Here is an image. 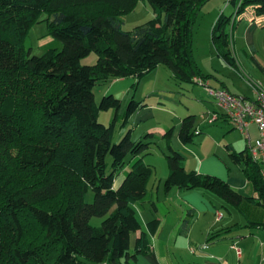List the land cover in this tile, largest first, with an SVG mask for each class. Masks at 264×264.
<instances>
[{
	"label": "trees",
	"instance_id": "1",
	"mask_svg": "<svg viewBox=\"0 0 264 264\" xmlns=\"http://www.w3.org/2000/svg\"><path fill=\"white\" fill-rule=\"evenodd\" d=\"M139 1L0 0V264H138L137 256L150 250V234L160 221L152 219L143 229L138 206L152 198L153 168L142 156L153 142L133 139L132 129L115 138L142 102L133 97L121 112V99L109 93L98 102L94 87L110 78L139 80L160 65L181 83L209 81L195 58L193 30L210 0H147L154 17L123 29L125 15ZM237 1L231 0L236 9ZM248 6L264 15V0H243L236 16ZM44 12L51 39L43 55L31 54L25 37ZM231 18L220 14L213 39L218 54L235 66ZM92 51L97 62L82 64ZM110 109V123L100 122V112ZM194 127L195 115L182 119L184 144L193 142ZM172 133L165 134L166 189L201 187L234 205L245 199L216 175L188 171L171 145ZM230 155L245 163L264 201L261 167L247 144L242 151L231 147ZM126 167L131 171L116 188ZM95 216L103 217L101 227L92 225Z\"/></svg>",
	"mask_w": 264,
	"mask_h": 264
},
{
	"label": "crops",
	"instance_id": "2",
	"mask_svg": "<svg viewBox=\"0 0 264 264\" xmlns=\"http://www.w3.org/2000/svg\"><path fill=\"white\" fill-rule=\"evenodd\" d=\"M232 5L235 7L233 3ZM236 10L232 11L229 15L232 16L230 32L232 34V45L237 63L235 66L228 65L235 70H240L245 60L251 57L252 62L256 66L257 77L264 80V60L260 55L262 47L264 48V24L260 25L252 21L254 17L259 16L254 6L247 7L238 17L236 16ZM260 16L264 19L263 14ZM165 68L167 67L160 65L143 78L136 79L137 83L140 84L147 76H152L154 83L150 90V96H158L164 100H173V96L160 89L162 86L157 83L161 76H163L162 81L165 76L175 79L170 69ZM250 69L253 71V67H250ZM237 73L243 75L240 71ZM206 75L210 74L207 72ZM191 84H196V82H192ZM221 85L219 88H226L238 96L248 99L254 98V94L242 96L243 92L238 90V88H234L231 83L226 81L222 80ZM177 86L179 88V85ZM141 102V107L146 105V102ZM141 107L128 119L125 125H119L121 128L120 133H125L126 130L132 129L133 139H142L134 136L135 126L127 128L130 120L133 118H135V122L138 124L137 129L139 131L144 129L143 133L148 130L155 132L159 137H165L167 131L172 128L171 145L173 143L172 146L183 155L184 165L188 171L194 170L221 177L244 196L245 199L239 205H234L215 192L201 187L189 191L181 190L177 186L166 189L165 180L169 174V167L166 161L163 162L164 165H162L161 172L154 173L153 170L148 181V189L152 196L151 200L138 206L139 218L143 229L148 231L147 223L155 218L159 219L160 225L155 233L150 234V250L140 253L137 256V263L262 264L264 225L259 223H264V201L247 177L244 166L236 163L230 155L231 147L236 151H242L246 148V145L244 148L238 149L231 143L225 144L230 159H228L227 155H219V158L216 156H208V158L200 156V152L194 148V142L198 133L195 135L193 142L189 144H184L179 137L182 119L188 115L195 114L189 112L186 116H182L177 121V124L170 125L164 120L154 123L152 121L153 116ZM219 122L230 123L225 115H222L216 121V123ZM147 124H151V126H146ZM253 128H255L256 134L259 136L258 127L254 124L250 128L251 135ZM175 129L178 131L177 136H174ZM159 141L160 143H165L167 138H161ZM230 160L234 162L237 168L239 167V169H234L237 173H231L227 169L226 166L229 165L231 170L232 161ZM143 164L154 167V169L156 166L150 161L146 162V159H143ZM127 171H131V168L126 167L117 175L115 181L116 188L123 183ZM252 197L254 200H249ZM189 211H194L193 217L189 224L184 226L183 221L188 216ZM138 234L139 232L136 233V235Z\"/></svg>",
	"mask_w": 264,
	"mask_h": 264
},
{
	"label": "rangeland",
	"instance_id": "3",
	"mask_svg": "<svg viewBox=\"0 0 264 264\" xmlns=\"http://www.w3.org/2000/svg\"><path fill=\"white\" fill-rule=\"evenodd\" d=\"M242 2L243 0H238L236 4H242ZM234 10H236V7L232 5L231 0H210L204 4L194 24V54L204 73L207 74L208 72L210 74L209 83L211 86L219 88L222 86L221 82L223 80L231 83L234 88H238V90L243 92L242 96L253 95L255 86L264 87V80L257 77L256 66L252 62L251 57L246 59L244 56L246 60L243 67L239 63L242 68L235 70L218 55L213 39V27L219 15L222 12L229 15ZM48 17V13L44 12L40 17L41 20L32 26L25 37V45L27 48H31V54L43 55L45 52L43 45L51 39L47 22ZM153 17L154 12L148 1L140 0L136 8L125 15L123 29L133 30L137 25L143 24ZM260 55L264 60L263 47ZM97 60V52L92 51L88 56L82 58L81 62L82 64H95ZM250 67H253V71H251ZM237 70L242 72L243 75L237 73ZM162 77L158 79L157 83L161 84L162 87L160 89L173 96V100H164L158 96H150V90L154 83L152 76H147L140 84L132 76L110 78L101 81L94 87L96 100L100 102L105 94H114V96L122 100L121 112H123L130 100L135 97L137 100L146 102V105H143L141 108L145 109V111L147 110V113L153 116L152 121L154 123L164 120L170 125L177 124V121L189 112L195 114L194 131L198 135L194 142V148L200 152V156L207 158L208 156H216L219 158V155H227L228 159H230L225 144L231 143L238 149L245 147L247 144L245 135L239 129L234 128L232 123H216V121H212L209 117V111L221 112L223 110L217 105L213 96L209 94L205 85H202L200 82L196 84L181 83L177 79L167 78L168 76H165L162 81ZM203 81L205 80L203 79ZM177 85H179V88ZM112 115V109L101 111L99 116L100 122L109 124ZM135 121V118L130 120L127 128L135 126V137L153 142L148 153L142 157L146 159V162L150 161L154 166L156 165L155 169L152 167L154 173H160L162 165H164L163 162H167L166 154L169 151L168 140L165 143H160L159 140L166 137H159L155 132L148 130L143 133L144 129L139 131L137 129L138 124ZM146 126H151V124H147ZM120 130L119 126L115 137L117 141L125 134L124 132L120 133ZM201 131L202 133H200ZM174 132V136H177L178 131L175 129ZM200 136L201 138H199ZM256 136L258 134H256L255 128H253V140H255ZM244 164L242 165L245 167ZM226 167L231 173H237L234 169H239V167L237 168L234 165L233 161L231 170L229 165ZM102 220V216H95L92 218L91 223L95 227H101Z\"/></svg>",
	"mask_w": 264,
	"mask_h": 264
},
{
	"label": "built area",
	"instance_id": "4",
	"mask_svg": "<svg viewBox=\"0 0 264 264\" xmlns=\"http://www.w3.org/2000/svg\"><path fill=\"white\" fill-rule=\"evenodd\" d=\"M240 5L241 3L237 4V10ZM236 13L238 14V12ZM252 21L260 25L264 24V19L260 15L254 17ZM196 82L206 86L209 94L213 96L217 105L222 108L223 111L221 112L228 118L234 128L239 129L245 135L249 152L252 158L258 161L264 178V87L255 86L254 98L248 99L225 88H215L210 85L209 81L205 82L202 78H197ZM209 117L212 121H217L222 117V114L214 111L209 113ZM253 124L259 130V136L255 140H253L250 132ZM262 264H264V253Z\"/></svg>",
	"mask_w": 264,
	"mask_h": 264
}]
</instances>
